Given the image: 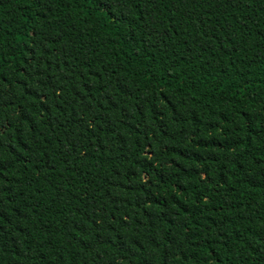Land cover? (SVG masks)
<instances>
[{"label": "trees", "instance_id": "1", "mask_svg": "<svg viewBox=\"0 0 264 264\" xmlns=\"http://www.w3.org/2000/svg\"><path fill=\"white\" fill-rule=\"evenodd\" d=\"M0 264H264V0H0Z\"/></svg>", "mask_w": 264, "mask_h": 264}, {"label": "snow or ice", "instance_id": "2", "mask_svg": "<svg viewBox=\"0 0 264 264\" xmlns=\"http://www.w3.org/2000/svg\"><path fill=\"white\" fill-rule=\"evenodd\" d=\"M97 3L103 5V4H107V3H115L116 0H96ZM131 2V0H130Z\"/></svg>", "mask_w": 264, "mask_h": 264}]
</instances>
